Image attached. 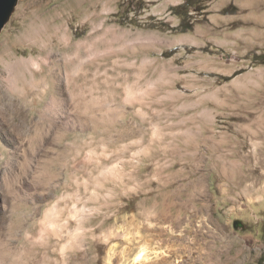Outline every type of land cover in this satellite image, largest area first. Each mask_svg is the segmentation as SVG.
<instances>
[{"label": "rangeland", "instance_id": "obj_1", "mask_svg": "<svg viewBox=\"0 0 264 264\" xmlns=\"http://www.w3.org/2000/svg\"><path fill=\"white\" fill-rule=\"evenodd\" d=\"M165 1H19L0 264H264V0L185 33Z\"/></svg>", "mask_w": 264, "mask_h": 264}, {"label": "trees", "instance_id": "obj_2", "mask_svg": "<svg viewBox=\"0 0 264 264\" xmlns=\"http://www.w3.org/2000/svg\"><path fill=\"white\" fill-rule=\"evenodd\" d=\"M203 1L204 0H185L184 4L172 8V14L181 19V24L177 28H174L175 31L185 33L194 29V24L197 20L195 19L194 13L199 15L208 8L206 4H203ZM229 9H232L233 12L237 10L232 6L224 10V12H229Z\"/></svg>", "mask_w": 264, "mask_h": 264}, {"label": "crops", "instance_id": "obj_3", "mask_svg": "<svg viewBox=\"0 0 264 264\" xmlns=\"http://www.w3.org/2000/svg\"><path fill=\"white\" fill-rule=\"evenodd\" d=\"M150 2H159V0H148ZM165 1V0H164ZM254 0H222L221 2V6H219V8L215 7V5H211L209 7V9H212V13L211 15H213V13L216 11H221L222 9H225L226 7H228L231 4H234L236 7L238 8H248L250 6H252V2ZM183 3V0H166L164 3H162V13H171L170 10L174 7L180 6ZM168 14V13H167ZM178 20V19H177ZM178 21H181V19L179 18Z\"/></svg>", "mask_w": 264, "mask_h": 264}, {"label": "water", "instance_id": "obj_4", "mask_svg": "<svg viewBox=\"0 0 264 264\" xmlns=\"http://www.w3.org/2000/svg\"><path fill=\"white\" fill-rule=\"evenodd\" d=\"M19 1L21 0H0V33L11 19Z\"/></svg>", "mask_w": 264, "mask_h": 264}, {"label": "bare ground", "instance_id": "obj_5", "mask_svg": "<svg viewBox=\"0 0 264 264\" xmlns=\"http://www.w3.org/2000/svg\"><path fill=\"white\" fill-rule=\"evenodd\" d=\"M146 249H142V251L136 256L135 261L141 262L144 259V253H145Z\"/></svg>", "mask_w": 264, "mask_h": 264}]
</instances>
